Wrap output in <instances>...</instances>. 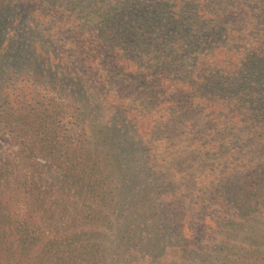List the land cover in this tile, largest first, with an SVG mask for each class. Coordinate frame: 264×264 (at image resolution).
Returning <instances> with one entry per match:
<instances>
[{
	"label": "trees",
	"instance_id": "trees-1",
	"mask_svg": "<svg viewBox=\"0 0 264 264\" xmlns=\"http://www.w3.org/2000/svg\"><path fill=\"white\" fill-rule=\"evenodd\" d=\"M0 113V264H264V0H0Z\"/></svg>",
	"mask_w": 264,
	"mask_h": 264
},
{
	"label": "rangeland",
	"instance_id": "rangeland-1",
	"mask_svg": "<svg viewBox=\"0 0 264 264\" xmlns=\"http://www.w3.org/2000/svg\"><path fill=\"white\" fill-rule=\"evenodd\" d=\"M3 118V115L0 113V120ZM11 130L8 128L2 127L0 124V163L3 162L6 158H11L15 151H17V145L11 141ZM43 169L42 179H47L52 182H56L58 178V171L49 164H45Z\"/></svg>",
	"mask_w": 264,
	"mask_h": 264
}]
</instances>
